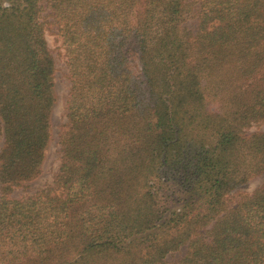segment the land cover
<instances>
[{"label":"trees","instance_id":"1","mask_svg":"<svg viewBox=\"0 0 264 264\" xmlns=\"http://www.w3.org/2000/svg\"><path fill=\"white\" fill-rule=\"evenodd\" d=\"M47 12L62 162L14 199L52 138ZM261 123L264 0H0V264H264V186L231 204L264 173Z\"/></svg>","mask_w":264,"mask_h":264},{"label":"rangeland","instance_id":"2","mask_svg":"<svg viewBox=\"0 0 264 264\" xmlns=\"http://www.w3.org/2000/svg\"><path fill=\"white\" fill-rule=\"evenodd\" d=\"M193 1L195 2L197 0ZM45 15L48 21L46 32L47 40L50 49L55 57L57 69L54 77V94L56 97V102L52 116V138L48 145L46 156L42 164L41 174L33 182L25 186L15 188L11 194V197L14 199H24L26 197L33 196L39 190L48 186H52L62 162V153L59 141L60 135L65 129L67 123V102L69 99L71 82L69 79L65 50L59 39L58 28L53 21V18L49 16V13L47 12ZM195 23V19H190L186 23V25L192 28ZM258 131L264 132V123L252 126L248 132L252 133ZM261 186H264V173L261 176L254 178L248 185L242 187L238 192H236L232 197L231 204L234 206L236 204V201L243 194H250L256 188H259ZM1 188L2 183L0 181V198L2 194ZM174 191V188L170 185L169 191H167L166 194L173 195ZM185 252L186 248H182L180 252L169 255L166 259V264H174L185 254Z\"/></svg>","mask_w":264,"mask_h":264}]
</instances>
